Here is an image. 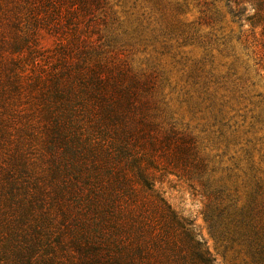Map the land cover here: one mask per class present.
<instances>
[{"label": "rangeland", "instance_id": "obj_1", "mask_svg": "<svg viewBox=\"0 0 264 264\" xmlns=\"http://www.w3.org/2000/svg\"><path fill=\"white\" fill-rule=\"evenodd\" d=\"M81 1L54 0L44 7L39 0H0V60L10 58L7 41L26 29L35 15L40 23L34 38L36 55L28 65L30 74L35 73L32 78L45 75L49 80L71 66L98 67L117 82L124 74L127 84L134 76L142 80L146 88L134 102L140 107L125 109L123 121L111 123V128L101 126L109 120L102 119L93 104L91 118L86 110L75 109L78 124L73 132H80L86 145L102 150L116 144L131 149V123L145 119L149 127L143 132L157 138L159 145L153 149L149 138H141L138 146L142 155H153L156 188L194 221L217 264H252L247 246L233 240L232 232L222 235L220 221L215 224L219 208L235 200L245 209L255 200L264 201V25L253 30L244 19L255 13L252 3ZM235 7H245L243 18L233 15ZM33 8L35 14L30 15ZM29 98L20 95L18 107L8 110V117L18 113L9 127L31 126L34 135H28L27 142L36 149L28 157L42 168L49 156L41 137L42 111H48L32 106ZM172 129L191 137L195 152L189 159H171L173 148L160 143Z\"/></svg>", "mask_w": 264, "mask_h": 264}, {"label": "trees", "instance_id": "obj_2", "mask_svg": "<svg viewBox=\"0 0 264 264\" xmlns=\"http://www.w3.org/2000/svg\"><path fill=\"white\" fill-rule=\"evenodd\" d=\"M53 1L39 0V6L51 7ZM247 1L255 13L244 19L256 30L264 25V0ZM244 10L235 7L231 12L243 18ZM34 16L7 41L10 58L0 60V264H217L194 221L155 186L153 155H142L138 146L141 138H149L153 149L159 145L143 132L149 127L145 119L131 123V149L116 144L102 150L73 132L75 109L86 110L91 118L93 104L109 120L101 126L123 121L125 109L140 107L134 102L146 88L143 81L134 76L127 84L121 74L117 82L98 67L71 66L49 80L45 75L32 78L35 73L30 74L28 65L36 55L40 23ZM14 24L20 27L19 21ZM22 94H29L32 106L48 111H42L41 137L49 154L42 168L28 157L36 149L27 142L34 135L31 126L9 127L18 113L8 117V110L18 107ZM190 140L172 129L160 143L173 148L171 159L180 161L195 152ZM126 156L131 161L123 162ZM237 202L219 208L215 224L220 221L222 235L232 232L233 240L247 246L252 264H264V201L255 200L248 209Z\"/></svg>", "mask_w": 264, "mask_h": 264}]
</instances>
